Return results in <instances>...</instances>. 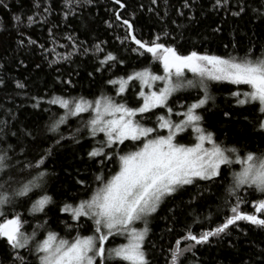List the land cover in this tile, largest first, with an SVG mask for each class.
Listing matches in <instances>:
<instances>
[{"label":"snow or ice","instance_id":"1","mask_svg":"<svg viewBox=\"0 0 264 264\" xmlns=\"http://www.w3.org/2000/svg\"><path fill=\"white\" fill-rule=\"evenodd\" d=\"M93 2L61 0L60 10L66 19ZM111 2L114 7L108 11L114 20L104 23L109 29L120 26L126 30L123 37H116L125 53L131 52L145 59L150 56V60L138 69L104 80L106 85L113 86L114 95L101 91L91 98L48 93L32 96L31 107L49 105L44 111L51 115L43 130L25 126L11 131L7 121L0 127V240L3 241L0 264H153L146 249L148 218L157 213L165 198L174 200L176 196L188 194L190 201H197L203 199V193H208L209 198L215 195L201 182L213 185L217 181H226L216 185L223 188L222 205H217V215L221 208L224 210L223 219L199 234L186 226L184 234L170 246V259H166L165 264H186L185 253H191L193 264H200L193 248L210 244L211 238H218L220 247L225 244L230 249L238 247L241 235L247 239L241 221L264 232V147L241 148L238 143L230 145L218 141L204 126L202 115L208 110V102H214L209 82L235 85V90L227 92V97L231 98L228 103L246 106L241 111L247 107L252 109L243 120L264 145V0H236L235 4L232 0H209L210 12L224 11L236 18L248 16L249 23L258 29L248 34V44H244V37L234 38L230 47L224 44L227 54L207 49L201 51L195 45L181 51L175 44V37L172 42L162 41L161 36L168 35L166 29L147 40L142 35L138 37L133 22L136 9L133 8L125 18L121 13L129 8L125 0ZM150 2L155 5L157 0ZM29 3L26 8L21 0H16V11L13 12L10 0H0V9L11 13L8 21L0 17V32L7 31V24L15 32V42L21 50L37 45V41L26 33L37 23L40 8L43 7L45 13L51 12V5H45L44 0H29ZM193 7L190 0H184L177 12L183 16L182 9ZM44 21L46 17L41 22ZM198 21L199 15L188 17L189 24ZM225 22L217 24L212 34L222 32ZM52 32L49 27V34ZM67 39L72 41L73 52L63 59L68 60L78 52H92L95 63L92 71L87 72L91 81H95L96 74L111 73L117 65L127 67L125 57L119 51H106L103 47L106 41H99L90 49L84 42L77 43L73 36ZM257 46L259 53L255 50ZM40 47L47 51L43 45ZM241 51L242 55L239 54ZM16 62L24 64L23 60ZM153 62H158L162 74L152 70ZM35 67L40 69L41 65ZM185 71L198 79L186 78ZM57 79L74 87L71 78L64 80L58 76ZM14 82L17 89L27 87L24 81ZM156 82L163 86L154 90ZM137 84L138 90L133 87ZM0 86L7 87L4 79H0ZM245 86L247 90H242ZM129 89H133L131 99L126 97ZM184 89L197 90L198 96L191 103L181 104L184 110L174 115L183 118L173 120L169 97ZM51 106H58L57 111L53 112ZM157 109L165 110L164 114L156 115L153 110ZM233 111L232 108L222 111L223 118L231 121ZM85 114L87 119H84ZM153 116L155 120L151 122ZM70 118H76L79 124L65 135L64 128L69 125ZM186 129L195 134L194 143L179 142ZM160 130H166V134ZM84 132L93 141L86 150L93 169L91 179L75 178L81 175L79 169L74 170L73 177L69 171L71 164L61 165L77 190L57 200L49 192L48 180L55 173L49 170L47 161L59 155V150L69 140L79 145ZM13 138L15 143H9ZM16 155L22 156L23 160L13 162ZM72 160H77L75 154ZM234 165H239L238 170L233 168ZM188 186L195 191L190 193ZM248 190L260 196L251 201L255 209L251 213L242 210L249 201L240 195ZM25 201L29 202L26 212L32 219H37V223L31 225V232L25 230L29 221L24 219V213L17 211L24 207ZM49 212L55 215L58 225L63 226L65 235L50 227ZM36 213L43 215L42 221ZM139 222H143L144 227H139ZM233 231L239 234L235 239L232 238ZM117 237L122 242L113 244ZM240 264H264V248L259 252L253 249L248 259H241Z\"/></svg>","mask_w":264,"mask_h":264},{"label":"trees","instance_id":"2","mask_svg":"<svg viewBox=\"0 0 264 264\" xmlns=\"http://www.w3.org/2000/svg\"><path fill=\"white\" fill-rule=\"evenodd\" d=\"M21 2L26 8L30 6L29 0H21ZM125 2L129 5L127 11L121 10L125 18L129 17L133 8L136 9L133 22L138 37L142 35L147 40L151 35L159 34L162 29H166L168 35L166 37L161 36L162 41L172 42L173 37H175V44L181 51L188 50L195 45L201 51L207 49L217 54H227L224 44H229L230 47V41L234 38L238 40L240 37H244V44H248V34L258 30L249 23L248 16L236 18L224 11L210 12L209 0H190L195 7L182 9L183 16L178 14L177 9H181L184 0H157L155 5L151 4L150 0H125ZM235 2L236 0H232L233 4ZM10 3L13 5L12 11H16V0H10ZM44 4L51 5L50 14L45 13L41 7L39 10L41 15L36 17L37 23L26 33L37 41L34 48L19 49L15 42L16 34L7 24L5 25L7 31L0 32V65L4 66L0 68V79H4L7 83V87L0 86V127L7 121L11 131H17L25 128V126L33 130L38 127L43 130L47 127L51 113L45 112L44 109L48 108L49 105L42 104L40 108L31 107L32 96L48 93L71 97L83 95L86 98H91L101 91L108 95H114L113 86L106 85L104 80L124 75L134 68L138 69L150 60V56L145 59L144 57H137L131 52L125 53L116 37H123L126 30L120 26L109 29L104 23L105 20H114L108 11L114 7L111 0H94L92 4H87L83 9H78L75 15H69L66 19L60 10L62 7L61 0H44ZM141 4H143V8L139 7ZM201 12L203 15L200 14ZM10 15L11 13L0 9V17H3L4 21H8ZM195 15H199V21L189 24L188 17ZM45 17L46 21L41 22ZM173 20L176 21L175 24L172 23ZM222 21H226L222 24L224 30L213 35L212 29ZM49 27L53 29L51 35L49 34ZM68 36L75 37L77 43L84 42L85 46L90 49L97 42L106 41V44L103 45L106 51H119L125 57L127 67L117 65L111 73L96 74L95 81H91L87 77V72L92 71L95 63L92 52L88 54L78 52L68 60L63 59L65 55L73 52L72 41L67 39ZM41 45L47 49L46 52L41 49ZM132 46L135 47V45ZM255 50L257 53L260 51L258 46ZM239 54L242 55L243 52L241 51ZM17 59L23 60L24 64L18 65ZM36 64L41 65L40 69L35 67ZM152 70L157 74H162L158 62L152 63ZM69 74H71L70 77ZM58 76L64 80L71 78L74 87L60 83L57 79ZM16 80L26 82V89H17L14 82ZM133 87L138 90L139 86L137 84ZM236 88L235 85L228 86L225 83H213L211 85L210 93L214 97V102L210 100L206 105L208 110L202 113L205 117L204 126L215 134L218 141L230 145L238 143L241 148L246 146L251 149L258 146L264 147L260 144L259 138L252 132L251 127L247 126V122L243 120V117L248 115L252 109L247 107V110L241 111L246 106L228 103L231 98L227 97V92ZM197 96V90H187L179 91L169 97L168 106L173 108L172 119H182L183 117H176L174 113L182 112L184 109L180 105L193 102ZM126 97L133 98V89H129ZM51 107L53 112L58 109V106ZM229 108L234 109L233 119L226 121L222 116V111ZM153 111L156 115H161L164 114L165 110ZM84 119H87V114L84 115ZM154 120L155 116L152 117L151 122ZM78 124L79 121L76 118H70L69 125L64 128V134L67 135L70 129L77 128ZM160 131L162 134L166 132V130ZM100 135L102 138V134ZM194 141L195 134L191 132V129H186L185 133L181 134L179 142L194 143ZM9 143H15V138L9 140ZM92 143L93 141L84 132V139L80 141L79 145L73 144L69 140L64 148L59 150V155L53 156L47 161L49 170L55 173L48 180L49 192L54 195L55 199H62L65 195H71L77 190L73 179L65 174L61 165L67 167L70 163L69 171L73 173V177H75L74 170L79 169L81 175L75 178L91 179L93 169L91 168V161L86 156V150ZM17 153H19V149H17ZM74 154L77 156L76 161L72 160ZM16 159L23 160V157L16 155L13 157V162ZM233 168L238 170L239 165H234ZM225 183L226 181H217L216 184L206 185L205 182H201L202 185L210 187L212 193H215L211 198H209L208 193H203V199L197 201H190L188 194L176 196L174 200L165 198L157 213H153L147 221L149 233L146 236V249L153 264H165V260L170 259V246L174 245L176 239L184 234L186 226L190 227L194 233L199 234L206 228L216 226L223 219L224 210L222 208L217 215V205H222L220 197L223 188H218L216 185ZM188 188L190 193L195 191L192 186H188ZM240 195L245 196L249 201L246 207L242 206V210L254 212L251 201L260 198L259 193L248 190L242 191ZM28 203L25 201L24 207L17 209V211L24 213V219L29 221L25 230L31 232V225H35L37 219H32L26 212ZM168 209H173V211L169 212ZM35 216L38 220H43L42 214L36 213ZM49 218L51 220L50 227L61 235H65L63 226L58 225L52 212H49ZM239 223L241 227L246 229L247 239L241 235L237 241L238 247L231 249L226 244L224 247H220L217 243L218 238H211L212 242L208 245L195 246L193 251L199 258L200 264H216L217 261H222L223 264H240L241 259L245 261L248 259L253 249L259 252L260 249L264 248V232L254 227H248L247 222L241 221ZM238 235L236 231L232 232L233 239ZM116 241L117 238L113 244ZM2 243L3 241L0 240V244ZM183 243L182 241L181 246ZM185 255L188 257L186 264H193L191 253H185Z\"/></svg>","mask_w":264,"mask_h":264},{"label":"rangeland","instance_id":"3","mask_svg":"<svg viewBox=\"0 0 264 264\" xmlns=\"http://www.w3.org/2000/svg\"><path fill=\"white\" fill-rule=\"evenodd\" d=\"M185 76H186V78H188V79H198V78H194L193 75H192V73L187 72V71H185ZM209 83H210V87H211V85H212L213 83H216V82H209ZM162 86H163V84H162L161 82H156V84L154 85V90L157 89L158 87H162ZM210 87H209V91H210ZM187 90H193V89H184V90H181V91H187ZM242 90H247L246 86H245L244 89H242ZM164 134H166V132H165ZM194 142H195V141H194ZM180 143H183V142H180ZM186 144H187V143H186ZM206 146H207V145H206ZM253 210H254V209H253ZM138 226H139V227H144V223H143V222H139V223H138ZM120 242H122L121 238L117 237V241H116L115 244H118V243H120Z\"/></svg>","mask_w":264,"mask_h":264},{"label":"water","instance_id":"4","mask_svg":"<svg viewBox=\"0 0 264 264\" xmlns=\"http://www.w3.org/2000/svg\"><path fill=\"white\" fill-rule=\"evenodd\" d=\"M254 209V208H253ZM255 210V209H254ZM258 214V213H257Z\"/></svg>","mask_w":264,"mask_h":264}]
</instances>
